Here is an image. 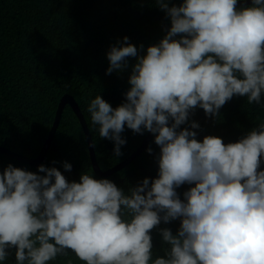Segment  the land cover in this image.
<instances>
[{
    "label": "clouds",
    "instance_id": "obj_1",
    "mask_svg": "<svg viewBox=\"0 0 264 264\" xmlns=\"http://www.w3.org/2000/svg\"><path fill=\"white\" fill-rule=\"evenodd\" d=\"M155 4L170 20L166 35L143 55L126 36L107 52L106 75L136 58L126 102L113 108L97 95L87 112L117 157L125 127L153 134L157 178L126 193L87 173L69 183L55 167L40 165L38 175L9 164L0 173V264L12 250L15 264L69 254L82 264H264V122L228 144L197 140L199 123H188L197 108L217 119L233 97L264 108V0ZM185 184L194 187L181 199ZM178 219L175 235L159 230L167 247L154 258L151 232Z\"/></svg>",
    "mask_w": 264,
    "mask_h": 264
},
{
    "label": "trees",
    "instance_id": "obj_2",
    "mask_svg": "<svg viewBox=\"0 0 264 264\" xmlns=\"http://www.w3.org/2000/svg\"><path fill=\"white\" fill-rule=\"evenodd\" d=\"M182 2L169 0V6ZM242 6L251 4L237 8ZM170 26V20L155 0H0V145L24 156L37 157L49 136L62 97L71 94L90 129L101 169L112 168L128 158L141 146L148 132L134 134L125 127L121 136L126 144L121 146L122 155L117 157L114 142L100 138L92 127L87 107L97 95L113 108L126 102L124 94L130 89L128 78L136 58H128L129 67L123 72L106 75L111 46L126 36L143 55L147 47L166 35ZM192 121L200 125L195 130L197 140L215 136L225 144L234 143L264 122V108L248 104L246 97H233L220 109L217 119L207 118L197 108L188 123ZM186 127L188 124L179 130ZM149 147L151 155L146 151ZM159 151L153 136L147 147L122 169L108 176L98 175L83 126L68 104L41 165L57 168L69 183H78L80 176L87 173L94 179H108L127 193L143 179L157 178ZM63 162L70 163L72 171L66 172ZM9 164L44 175L38 172L40 165L33 166L0 152V173ZM190 187L194 185L185 184L176 190L181 199ZM179 226V219L169 224L161 222L151 232L154 258L162 257L163 248L167 247L162 244L159 230L168 228L175 235ZM14 251L5 264H15ZM69 260L82 264L72 254L57 257L50 264H68Z\"/></svg>",
    "mask_w": 264,
    "mask_h": 264
},
{
    "label": "water",
    "instance_id": "obj_3",
    "mask_svg": "<svg viewBox=\"0 0 264 264\" xmlns=\"http://www.w3.org/2000/svg\"><path fill=\"white\" fill-rule=\"evenodd\" d=\"M245 4H251V0H238V4L237 5H245ZM71 105L74 112L76 113V115L79 117L80 119V122L83 126V129L85 131V134H86V138H87V141H88V147H89V151H90V156H91V160H92V163H93V168H94V171L100 175V176H108V175H111L113 174L114 172L122 169L124 166H126L128 163H130L131 161H133L146 147L147 145L149 144V142L151 141L152 137L154 136L153 134L151 133H148L147 137L145 138V140L143 141V143L141 144V146L134 152L132 153L128 158H126L125 160H123L122 162H120L119 164L113 166L112 168H109L107 170H102L98 161H97V157H96V152H95V147H93V138H92V135L90 133V129L87 125V122L85 120V117L81 111V108L78 104V102L76 101L75 97L71 94H65L60 103H59V106H58V109L56 111V116H55V120H54V123L51 127V130L49 132V136L48 138L46 139L43 147H42V150L40 151V153L38 154L37 157L35 158H31V157H28V156H24V155H21V154H18L10 149H8L7 147L5 146H1L0 145V152H4V153H7L23 162H26L30 165H33V166H39L41 165L45 159H46V156H47V152L51 146V142L57 132V129L60 125V122H61V119H62V115H63V112L65 110V107L66 105Z\"/></svg>",
    "mask_w": 264,
    "mask_h": 264
}]
</instances>
